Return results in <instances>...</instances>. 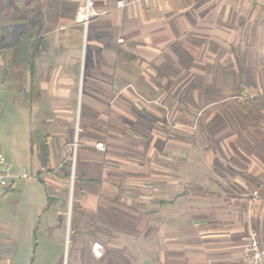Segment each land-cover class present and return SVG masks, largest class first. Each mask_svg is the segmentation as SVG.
<instances>
[{
	"label": "crops",
	"instance_id": "obj_1",
	"mask_svg": "<svg viewBox=\"0 0 264 264\" xmlns=\"http://www.w3.org/2000/svg\"><path fill=\"white\" fill-rule=\"evenodd\" d=\"M117 1L0 0V264H241L264 187L227 170L226 0Z\"/></svg>",
	"mask_w": 264,
	"mask_h": 264
},
{
	"label": "rangeland",
	"instance_id": "obj_2",
	"mask_svg": "<svg viewBox=\"0 0 264 264\" xmlns=\"http://www.w3.org/2000/svg\"><path fill=\"white\" fill-rule=\"evenodd\" d=\"M226 4L230 36L225 51L233 55L242 76L240 83L226 86L228 93L240 97V115L226 117L223 125L236 133V145L245 154L227 170L242 174L250 170L255 174L253 183L264 187V0H226ZM249 155L254 163H249Z\"/></svg>",
	"mask_w": 264,
	"mask_h": 264
},
{
	"label": "built area",
	"instance_id": "obj_3",
	"mask_svg": "<svg viewBox=\"0 0 264 264\" xmlns=\"http://www.w3.org/2000/svg\"><path fill=\"white\" fill-rule=\"evenodd\" d=\"M117 7H123V0L117 1ZM97 15L94 7V0H84L83 4L79 5L76 10L77 21L86 28L88 23ZM95 147L103 149L104 146L101 142L95 143ZM4 160L0 152V200L3 197L8 185L11 174L7 169H3ZM21 177H28L26 173H22ZM256 195V191L252 192ZM90 252L94 258H100L103 254V246L99 241L91 243ZM239 260L241 264H264V242H260L255 230H250L245 236L242 245Z\"/></svg>",
	"mask_w": 264,
	"mask_h": 264
}]
</instances>
